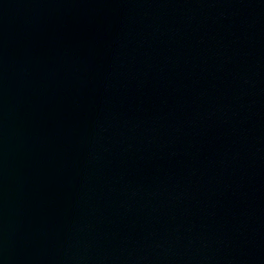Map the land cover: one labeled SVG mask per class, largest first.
Listing matches in <instances>:
<instances>
[{
	"label": "water",
	"instance_id": "obj_1",
	"mask_svg": "<svg viewBox=\"0 0 264 264\" xmlns=\"http://www.w3.org/2000/svg\"><path fill=\"white\" fill-rule=\"evenodd\" d=\"M0 264H264V0H0Z\"/></svg>",
	"mask_w": 264,
	"mask_h": 264
}]
</instances>
